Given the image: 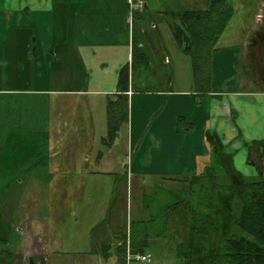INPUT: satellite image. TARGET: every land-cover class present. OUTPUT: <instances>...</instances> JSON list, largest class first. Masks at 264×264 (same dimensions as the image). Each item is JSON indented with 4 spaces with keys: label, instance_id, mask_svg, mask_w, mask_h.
<instances>
[{
    "label": "crops",
    "instance_id": "1",
    "mask_svg": "<svg viewBox=\"0 0 264 264\" xmlns=\"http://www.w3.org/2000/svg\"><path fill=\"white\" fill-rule=\"evenodd\" d=\"M144 2L147 3L146 7L148 2ZM232 3L235 4L232 5L234 18L239 9L236 10V2ZM250 3L254 6L245 14L249 15L248 20L244 17L238 21L242 43L236 46L242 48L243 56H261L264 55V0H250ZM137 11L138 16L144 19L145 25L146 12L144 9ZM173 11H165L162 15L166 18L165 22L174 15ZM142 18L136 19L134 14L133 28L130 26L128 0L0 1V174L18 175L22 171L17 169L23 167L26 172L30 170L29 177L32 179L26 183L34 185L39 176L43 177L39 168L50 169L51 173L49 177H44L50 184V187L48 184L45 186L46 201L39 200L42 197L38 193H41L39 191H42V187L35 188L36 186L27 187V191L31 190V193H27V200L22 196L18 201L14 199L3 203L0 201V232L7 230L3 225L7 224L8 230L12 226L15 227L16 222L13 223L12 220L18 208H28V217H33V223L28 225L22 222V227L19 228L24 235V243L18 248V253L4 250L7 254L0 253V264H10L13 258H16V253L21 255L22 252L28 254V264H126L127 257H123L124 253L127 256L129 251L148 254L145 251L140 252L143 249L141 244L144 242L137 240L135 244L131 243L130 248L125 242H120L118 247H125V252L122 254L116 251L113 257L109 250L111 245L108 244L110 226H105L101 240L94 241L104 244L103 252H86L78 259H64L54 254L51 257L40 255L37 256L39 258H35L33 251L35 237L38 235L47 237L53 229L52 226L58 225L54 217L58 219L59 214L63 216L65 177H61V173L68 159L66 153L74 154L77 151L76 145L91 146L89 137L94 131L97 136L93 141L95 142L92 148L93 156L88 155L85 158L90 157L91 160L93 157L95 167L91 171L95 174L112 173L111 169L115 171V165L111 164V161H117L116 155H126L129 149L133 151L134 148L135 153L140 154L142 150L146 135L140 140L136 135L135 139L133 110L135 97L150 95L146 93L147 91L143 93L147 95H141V91L144 90L138 76L142 75L144 69H136L139 73L130 82L129 91H123L118 86L119 71L126 65L131 66L134 26L136 23L140 24ZM158 25L153 18L151 31ZM141 29L146 30L144 26ZM150 40L147 41V46L153 50L156 39H152V44H149ZM163 46L162 54H155L154 58L161 59L163 55L165 57L163 62L169 63L171 59L167 54L168 47L166 44ZM152 62L150 61V67L153 65ZM197 94L203 95L204 92ZM211 96L215 97L212 99L211 114L207 123V127L208 125L211 127L210 134L215 139H220L226 151L233 154L234 165L243 175L247 173L249 176H264V143H258L264 141V88L233 91L226 99L225 97L218 99L216 98L218 95L214 93H211ZM112 100L119 101L120 105L124 102L128 115L125 120L119 122L118 134L109 142L104 139L108 135V104ZM85 115L92 117L90 122H85L83 118ZM179 116L185 117L189 128L185 130L176 128V122L172 121L168 130L160 135L153 132L154 147L156 146L164 163L182 156L185 167L196 171L190 175H179L174 172L153 173V177L160 176L154 184L167 181L174 185L183 179L187 184L198 175V167L204 165V135L196 131L198 126L196 117L193 114L191 117L187 114ZM92 122L95 128L89 131L86 123ZM70 127L81 130L79 135L82 139L76 142L73 140L75 144L66 142L63 138L65 131ZM69 134L70 131L67 135ZM20 139L25 140L22 147L26 148L25 156L22 158L18 153L22 150ZM99 144H103L105 148H98ZM207 144L213 151L212 145L209 142ZM259 146H263V150ZM54 148L57 149L56 165L50 160L51 156H48L49 151ZM33 157H36L35 162L23 163L27 161L25 159ZM70 158H72L69 159L70 166H73L74 158ZM138 164L139 162L135 165L138 167ZM111 166L114 167L109 169ZM53 167L55 168L52 170ZM138 175L144 176L141 173ZM19 182L25 181L20 178ZM142 184H148V181L142 180ZM114 207L115 204L111 202L108 205L109 212L102 223L90 227V233L108 221V214ZM43 208L48 209L44 214L52 217L51 220L46 219L42 222L40 217ZM114 227H117V223ZM2 239L5 240L0 234V240Z\"/></svg>",
    "mask_w": 264,
    "mask_h": 264
},
{
    "label": "rangeland",
    "instance_id": "2",
    "mask_svg": "<svg viewBox=\"0 0 264 264\" xmlns=\"http://www.w3.org/2000/svg\"><path fill=\"white\" fill-rule=\"evenodd\" d=\"M144 1L148 2V5L144 8L147 19L146 24L143 26L150 31L151 21L155 18L159 25L158 27L155 26L156 28L154 27L153 32L155 34L159 32L162 37L160 40L158 34L154 37L151 36L149 44H152V39H156L153 49L154 55L158 53L161 55L164 50L163 45L166 44L168 47L167 54L171 62H163V58H165L163 55L161 59L154 58L153 62L151 61L153 65L150 68H144L142 75L139 74L138 76L140 81H142L141 86L144 90L141 91V95L150 93V95L148 94L149 96H137L134 98V137L138 135L140 140L146 135L142 150L140 154L135 153L136 148L133 151L129 149V153L126 155L115 154L118 158L117 161H111V164L115 165V167H109V169L114 167L115 171L111 169L112 173L97 172L94 174L91 171L95 167L93 157L91 160L90 157L88 159L85 158L88 155L93 156L92 148L95 145L93 141H95L97 135L92 131V136L89 137L91 142L89 145L91 146L80 145L79 147L76 145L75 150L77 151L74 154H65L68 159L63 165V173H61V177H65L63 178V216L59 214L58 219L54 217L58 225L57 227L52 226L53 229L47 237H41L40 235L35 237L36 244L34 243L35 247L33 246L35 258H39L40 255L44 257L49 255L51 257L54 254L64 259H78L80 258L79 256L85 255L86 252H103L104 244L94 241L95 239L101 240L104 234L103 230L105 231L106 229L105 226H110L111 233L108 238V244L111 245L109 250L112 252L113 257L116 255L114 253L116 251L122 254L125 252V247H118L120 242H125L130 248L131 243L135 244L137 240L144 242L141 244L144 251L151 255V261H141L136 259V253H130L129 251L128 256L125 253L123 256L124 258L127 257L126 264H183L186 258L180 252H182L184 247L183 243L187 234V227L181 216H183L182 213L186 208L182 205L179 209L171 211L169 207H172L178 201L186 200L196 209L202 210L204 203L202 205L199 202L201 193L197 192L200 189V183H197L198 180H196L193 187L191 185L187 186V188L183 184L185 182L184 179L180 184L173 185L167 181L154 184V181L160 176L153 177V173L174 172L179 175H190L196 169L185 167L184 157L182 156L172 162L164 163L161 154L156 150V146L154 147L155 143L152 134L154 132L160 135L163 131L168 130L172 121L176 122V128L179 127L185 130L188 127L187 122L185 117L179 115L187 114L188 117H191L193 114L198 124L197 133L204 135V159H207V156L212 155L206 136L207 131H211V127L210 125L207 127V123L211 114L212 99L215 97L211 96V93L218 95L216 97L218 99H223L224 97L226 99L233 91L254 87L264 88V55L259 57V60L257 56H243L242 48L236 46L242 43V32L238 21L239 19H244V17L248 20L249 15L246 16L245 14L254 6L252 5L254 1L251 4L250 0H244L243 2L241 0H230L232 5H235L232 1L236 2V10H239L234 18L230 20L225 32L220 37L217 43L219 49L212 54L211 78L209 81L204 80V82L199 84L194 79L191 57L177 44L173 35H171L169 25L165 22V16L163 17L162 15L165 14V11H178L180 6L188 9H203L206 7L207 0ZM139 5L142 6V2ZM134 12L136 13L137 10H134ZM141 22L140 24H144L143 22L145 21L141 20ZM145 31L141 29L140 33L144 35ZM145 91H147V94H143ZM197 93H202L203 95H198ZM83 118L85 122H90L92 117L85 115ZM131 121L132 104L130 106V131ZM86 126L88 130L95 128L93 122L86 123ZM69 131L70 134L67 135ZM79 132H81L80 129L76 130L70 127L65 131L66 134L63 138L66 142L75 144L73 140L76 142L82 139ZM136 142L135 144L137 145L138 143ZM19 144L22 147L25 144V140L20 139ZM259 147L263 150V146ZM98 148L105 147L103 144H99ZM24 151H26L24 147L18 151L20 158L25 156ZM56 153V148L48 153L53 164H55ZM236 155H238V152ZM70 157L74 158L73 166H70V160L72 159ZM35 159L36 157L25 159L27 161L23 163L29 162L31 164L35 162ZM138 162L137 167L135 164ZM17 170L22 171V173L18 175L0 174V201L2 203L4 201L8 202L10 199L18 201L22 196H24L23 199L27 200V195L31 193V190L27 191L29 186L42 187V191H39L41 193H38L42 198L38 199L44 201L46 198L45 186L48 184V187H50L48 180L44 177L51 175L50 169L43 168L41 170L39 168L38 170L42 172L43 177L39 176L34 185L26 183L32 180L29 177L30 170L26 172L23 167ZM197 170L200 173L203 167H198ZM138 173L144 174V176H139ZM244 175L247 179L256 178L255 175H253L254 177L249 176L247 173ZM20 178L25 182L20 183ZM142 180H147L148 184H142ZM191 187L195 188V192H190L189 188ZM111 202L115 204V207L110 210L108 221L99 225L96 230L90 233V227L96 223H102L106 213L109 212L108 205ZM45 211H48V209L43 208L41 211L42 216L40 218L42 222L46 219H52V217L45 216ZM27 212L28 208H18L15 212L14 220H12L13 223L16 222L15 227L12 226L8 230V225H3L6 226L5 230H7L0 232L5 239L4 241L3 239L0 240V253L8 251L18 253V248L22 247L24 235L19 231V228L22 227V222L28 223V225L33 223V217L29 218ZM177 216H180L179 220H177ZM169 219H172V221H169ZM115 223H117V227H114ZM48 224L51 225L53 223ZM17 253L15 255L16 258H13L10 264H16V260L18 261L17 264L29 263L27 261L29 258L27 253L22 252L21 255Z\"/></svg>",
    "mask_w": 264,
    "mask_h": 264
},
{
    "label": "trees",
    "instance_id": "3",
    "mask_svg": "<svg viewBox=\"0 0 264 264\" xmlns=\"http://www.w3.org/2000/svg\"><path fill=\"white\" fill-rule=\"evenodd\" d=\"M138 12L136 19L142 18ZM173 13L166 23L177 44L191 57L196 83L209 81L212 54L219 49L217 43L234 15V7L230 0H207L203 9L180 6ZM143 25L134 26L131 66L119 71L118 86L123 91L130 90V82L139 73L137 68H150L154 51L146 46L147 41L157 34L162 39L159 32L151 30L142 35ZM261 56H257L258 60ZM125 108L124 102L121 105L119 101L109 102V128L104 140L111 142L118 134L119 122L128 115ZM206 136L213 147L212 155L204 159L203 170L195 179L183 183L186 188L193 187L198 180L199 202L204 203V208L196 209L186 200L169 207L171 211L182 205L186 208L181 216L187 227L180 252L186 258L183 264H264V176L247 179L235 167L233 154L226 151L221 140L210 132ZM192 187L190 192H195Z\"/></svg>",
    "mask_w": 264,
    "mask_h": 264
},
{
    "label": "built area",
    "instance_id": "4",
    "mask_svg": "<svg viewBox=\"0 0 264 264\" xmlns=\"http://www.w3.org/2000/svg\"><path fill=\"white\" fill-rule=\"evenodd\" d=\"M129 5H130V26H132L133 23V18H134V10H142L145 7V2L144 0H128ZM142 2V6L139 5V3ZM261 16V15H259ZM136 259L141 260V261H151V255L150 254H145V253H136L135 254Z\"/></svg>",
    "mask_w": 264,
    "mask_h": 264
}]
</instances>
